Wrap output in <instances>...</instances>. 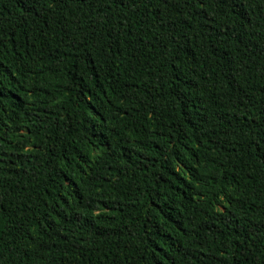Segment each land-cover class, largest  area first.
Returning <instances> with one entry per match:
<instances>
[{"label":"trees","instance_id":"1","mask_svg":"<svg viewBox=\"0 0 264 264\" xmlns=\"http://www.w3.org/2000/svg\"><path fill=\"white\" fill-rule=\"evenodd\" d=\"M0 264H264V0H0Z\"/></svg>","mask_w":264,"mask_h":264}]
</instances>
